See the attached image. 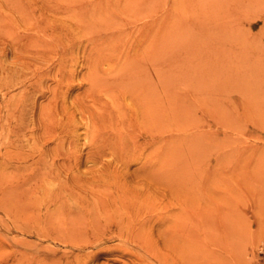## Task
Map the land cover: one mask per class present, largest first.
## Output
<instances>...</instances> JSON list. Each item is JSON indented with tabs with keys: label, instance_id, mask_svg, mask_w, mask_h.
<instances>
[{
	"label": "rangeland",
	"instance_id": "rangeland-1",
	"mask_svg": "<svg viewBox=\"0 0 264 264\" xmlns=\"http://www.w3.org/2000/svg\"><path fill=\"white\" fill-rule=\"evenodd\" d=\"M0 264H264V0H0Z\"/></svg>",
	"mask_w": 264,
	"mask_h": 264
},
{
	"label": "bare ground",
	"instance_id": "bare-ground-1",
	"mask_svg": "<svg viewBox=\"0 0 264 264\" xmlns=\"http://www.w3.org/2000/svg\"><path fill=\"white\" fill-rule=\"evenodd\" d=\"M157 36H158V35H157ZM151 39H152V38H151ZM152 41H153V40H152ZM149 44H150V43H149ZM158 45H159V44H158ZM153 46H154V45H153ZM150 48H151V47H150ZM153 51H155V50H153ZM153 51L151 50V52H153ZM152 54H153V53H151V55H152ZM153 56H155V55L153 54ZM116 61H117V60H116ZM125 63H126V62H125ZM128 64H129V63H128ZM152 64H153V63H152ZM109 65H110V64H109ZM114 65H115V64H114ZM139 65H140V64H139ZM125 66H126V64H125ZM129 66H130V65H129ZM129 66H128V67H129ZM120 67H121V66H120ZM134 67H135V65H134ZM143 67H144V66H143ZM143 67L141 66L140 69H144ZM117 68L119 69V67H117ZM122 68H123V70H124V72H125L127 66L125 67V69H124V67L122 66L119 70H117L116 73H118V75H119V73H120L119 71H121ZM129 69H130V68H129ZM140 69H139V70H140ZM123 70H122V71H123ZM136 70H137V69H136ZM154 70H155V69H154ZM154 70H153V71H154ZM132 71H133V70H132ZM145 71H146V69H145ZM142 72H143V71H142ZM116 73H115V74H116ZM145 73H146V72H145ZM145 73H144V74H145ZM121 74H122V73H121ZM148 74H149V73H148ZM125 75H126V74H125ZM158 76H159V75H158ZM144 77H145V76H144ZM120 80H121V79H120ZM120 80H119V81H120ZM138 80H139V79H138ZM142 80H143V81H142ZM142 80H139V81H142L143 83H141V84H144V83H145V82H144L145 79H142ZM150 81H151V80H150ZM147 83H148V82H147ZM139 84H140V83H139ZM147 85H149V84H147ZM147 85H145V86L147 87ZM151 85H152V84H151ZM151 85L148 86L147 88H149V92L153 93L152 91L155 90V88H154V89H152V88L150 89ZM143 86H144V85H143ZM139 87H140V86H139ZM139 87H138V88H139ZM146 87H144V90H147V89H145ZM156 88H157V87H156ZM155 91H156V90H155ZM156 93H157V92H156ZM158 93H159V92H158ZM158 93H157V94H158ZM158 95H159V94H158ZM145 96H146V97L149 96L148 94L146 95V91H145ZM154 97H155V96H154ZM143 98H144V97H143ZM149 99H150V98H149ZM148 102H151V101H148ZM151 114H152V113H151ZM151 116H152V115H151ZM149 121H150V120H149ZM124 222H125V221H124ZM122 231H123V230H122ZM124 232H125V231H124ZM117 236H118V235H117ZM144 240H145V238H144ZM146 240H147V239H146Z\"/></svg>",
	"mask_w": 264,
	"mask_h": 264
}]
</instances>
